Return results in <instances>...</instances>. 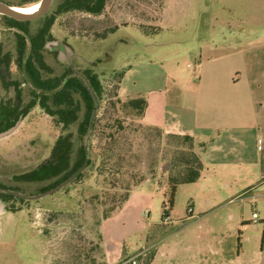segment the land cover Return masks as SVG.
<instances>
[{
	"label": "rangeland",
	"instance_id": "rangeland-1",
	"mask_svg": "<svg viewBox=\"0 0 264 264\" xmlns=\"http://www.w3.org/2000/svg\"><path fill=\"white\" fill-rule=\"evenodd\" d=\"M5 1L25 9L38 2ZM106 10L107 15L77 12L60 20L77 35L67 51L70 61L98 78V120L114 116L110 103L122 75L125 86L142 90L146 99L153 89L191 86L201 49L218 44L223 35H246L252 42L244 46L264 57V0H108ZM102 34V41L91 40ZM163 43L168 45L153 46ZM59 59L65 63L62 53ZM129 65L132 72L126 74ZM74 97L79 119L67 130L35 109L16 133L0 140V180L29 196L56 179L26 184L11 178L46 160L60 136L72 135L73 153L86 145L90 160L77 182L16 213L0 211V264H110L118 249L128 255L139 250L140 264H264V184L258 174L232 179L228 186L226 180L203 174L195 183L178 185L170 206V184L195 169L199 148L196 142L144 128L139 135L121 133L118 151L129 155L128 171L114 174L107 185L98 148L105 139L95 132L81 141L77 128L86 105ZM127 121L138 123L133 117ZM256 179L258 185L251 188ZM138 188L141 194L123 208L124 195ZM113 207L118 213L106 221ZM177 236L189 245L187 254L170 248Z\"/></svg>",
	"mask_w": 264,
	"mask_h": 264
},
{
	"label": "crops",
	"instance_id": "crops-1",
	"mask_svg": "<svg viewBox=\"0 0 264 264\" xmlns=\"http://www.w3.org/2000/svg\"><path fill=\"white\" fill-rule=\"evenodd\" d=\"M246 37L238 39L229 33L228 37L221 36L218 44L214 41L207 44L200 51L199 71L193 84L187 83L176 90L167 86L163 92V89L149 91L147 109L141 120L147 126L161 129L166 135L192 137L204 165V178L213 176L226 180V186L231 185L232 179L247 178L251 174H258L259 181L264 184V57H258L254 53L255 48L244 46L247 40L252 42ZM166 45L153 44L159 48ZM222 47L228 49L219 52ZM131 67H127L126 74L132 72ZM164 75V82H168L170 74ZM122 76L117 87L120 98L143 95L142 90L131 92ZM168 114L172 115L171 120ZM257 179L251 188L258 185ZM139 194V188L134 190L123 208ZM172 241L175 244L170 248L187 254L189 245L182 236ZM138 253L139 250H135L128 255L118 249L108 262L116 264Z\"/></svg>",
	"mask_w": 264,
	"mask_h": 264
},
{
	"label": "flooded vegetation",
	"instance_id": "flooded-vegetation-1",
	"mask_svg": "<svg viewBox=\"0 0 264 264\" xmlns=\"http://www.w3.org/2000/svg\"><path fill=\"white\" fill-rule=\"evenodd\" d=\"M33 1L40 3L42 0ZM0 2L12 8L15 7L5 0H0ZM11 2L18 4L16 0H11ZM107 3L108 0H52L44 14L38 18L25 21L16 20L9 15L0 13V135L14 129L12 134L0 138V140L9 138L16 133L33 110L46 111L45 96H54L65 90H68L66 93L69 96L79 95L76 89L67 87L69 82L74 79H78L86 85L87 81L89 84L86 75L91 70L82 71L79 69L76 64L70 61L71 57L67 52L77 40L76 31L68 28L67 25L71 26V24H61L60 20L77 12L87 13L89 16H100L103 13L107 15L105 13ZM103 34L99 37L92 35L91 40L102 41L105 38ZM61 53L65 60L64 64L59 62ZM61 68L63 74L60 71ZM59 73L62 75L60 76ZM88 89L91 93V86ZM47 105H51L50 101L47 102ZM53 118L56 120L55 117ZM56 143L57 141L46 160L35 169L12 177L11 182L33 184L53 180L54 177L39 181H27L19 178V176L35 170H41L42 175L44 173L43 168L48 166L49 162L56 161L57 163L58 159L54 155ZM74 158L75 155L72 154V163ZM89 162L88 152H86L84 164L75 170L70 177L61 181H59L60 177L55 178L56 181L42 188L41 193L34 196L48 192L74 176L75 178L63 188L77 182L89 166ZM80 169L82 171L78 173ZM34 196L25 195L18 188L0 180V211H5V214L16 213L18 208L24 207L25 204L33 200L29 197ZM1 204L4 205V208H1Z\"/></svg>",
	"mask_w": 264,
	"mask_h": 264
},
{
	"label": "trees",
	"instance_id": "trees-1",
	"mask_svg": "<svg viewBox=\"0 0 264 264\" xmlns=\"http://www.w3.org/2000/svg\"><path fill=\"white\" fill-rule=\"evenodd\" d=\"M89 84L92 88L90 93L87 85L78 79H74L67 87L76 89L81 99L85 102L86 111L83 116V120L78 125L79 138L84 140L86 137L99 132L103 135L105 143L98 146L101 156L100 170L103 174L108 173L105 177V184H111L114 174H123L128 171L124 164L129 160V155L118 151L120 145L121 133H125L128 130H132L135 134L139 135L142 133L144 128H151L162 134L163 131L156 127H151L143 124L141 120L144 117L147 109V100L143 96H136L131 98L122 99L118 95L115 96L114 100L110 103L112 108V116L110 119L95 120L93 129L90 130V119L92 117L93 110L95 108L94 97L100 96L99 81L95 73L90 71L86 75ZM68 90L61 91L54 96H45V110L48 115L55 117L58 124L63 125V129L67 130L70 123L79 119L78 113V102L74 96L67 94ZM50 101L51 105H47ZM135 118L138 123H129L128 118ZM186 141H190L192 144L194 139L190 136H178ZM74 143L72 141V135L60 136L57 140L54 148V155L58 161L49 162L48 166H45L44 173L41 175V170L33 171L28 174L19 176V178L27 181H39L49 178L60 177V180L66 179L72 175V173L80 168L86 160V145L80 144L75 153H73ZM72 154L75 155L73 163L71 162ZM72 163V164H71ZM195 169H192L186 175H183L179 179H173V183L170 184V206L173 204V200L176 194L177 186L180 184H191L197 182L204 172V165L200 155L196 156ZM40 173V174H39ZM130 198L129 194H125L123 197V204ZM118 213L113 207L112 212L105 214V219L111 218L114 214Z\"/></svg>",
	"mask_w": 264,
	"mask_h": 264
},
{
	"label": "water",
	"instance_id": "water-1",
	"mask_svg": "<svg viewBox=\"0 0 264 264\" xmlns=\"http://www.w3.org/2000/svg\"><path fill=\"white\" fill-rule=\"evenodd\" d=\"M51 3H52V0H42L40 2V6H39V8H38V10L36 12H34V13H20V12L16 11L14 8H12L10 6H7L4 3L0 2V13L9 15L12 18H14L16 20H20V21L32 20V19L38 18L39 16L44 14L45 11L51 5ZM86 83H87L88 87L90 88V85L88 84L87 81H86ZM94 100H95V102H97L96 97H94ZM97 111H98V107L96 106L94 108V110H93L92 117L90 119V126H89L90 130L93 129L94 122H95V119H96V116H97ZM13 131H14V129H11V130L1 134L0 138H3L5 136H8V135L12 134ZM86 151L88 152V147L87 146H86ZM81 171H82V169H80L78 171V173H80ZM74 178H75V176L73 178L69 179L68 181L62 183L58 187H56V188H54V189H52V190H50L48 192H45V193H43L41 195L34 196V197H29V199L36 200V199H39V198L46 197V196H48V195L60 190L61 188H63L65 185H67L69 182H71ZM14 194H16V193H14ZM16 195H19V194H16Z\"/></svg>",
	"mask_w": 264,
	"mask_h": 264
},
{
	"label": "built area",
	"instance_id": "built-area-1",
	"mask_svg": "<svg viewBox=\"0 0 264 264\" xmlns=\"http://www.w3.org/2000/svg\"><path fill=\"white\" fill-rule=\"evenodd\" d=\"M190 213H192L191 210H189ZM169 216H166V219H168ZM253 218H254V222H256V219H257V214L254 213L253 214ZM143 253H140L138 255H135L133 257H130V258H126V259H123L121 261H119L118 263L116 264H140V260H139V257L142 255Z\"/></svg>",
	"mask_w": 264,
	"mask_h": 264
},
{
	"label": "bare ground",
	"instance_id": "bare-ground-1",
	"mask_svg": "<svg viewBox=\"0 0 264 264\" xmlns=\"http://www.w3.org/2000/svg\"><path fill=\"white\" fill-rule=\"evenodd\" d=\"M39 6H40V3L38 2L36 5L31 6L30 8H27V9H25V8H15V7H14V9L16 11L20 12V13H34V12H36L38 10Z\"/></svg>",
	"mask_w": 264,
	"mask_h": 264
}]
</instances>
